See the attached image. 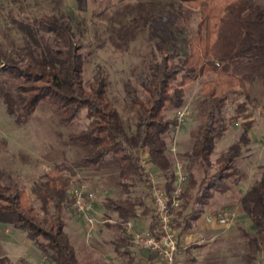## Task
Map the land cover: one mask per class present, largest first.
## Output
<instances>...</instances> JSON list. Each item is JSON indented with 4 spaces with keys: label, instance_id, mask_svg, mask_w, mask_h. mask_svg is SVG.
I'll return each mask as SVG.
<instances>
[{
    "label": "trees",
    "instance_id": "trees-1",
    "mask_svg": "<svg viewBox=\"0 0 264 264\" xmlns=\"http://www.w3.org/2000/svg\"><path fill=\"white\" fill-rule=\"evenodd\" d=\"M170 1H177L180 6L177 10L168 7L170 10L158 18L163 27L167 24L173 28L168 32L180 35L188 31H183L180 26L175 28L177 19L183 20L181 10L184 7L199 9L200 23L196 31L183 40L188 48L185 55L174 51L176 45L171 37L166 40V45L155 44L150 48L147 66L137 74L142 94L131 81L123 83L125 103L136 114L134 133L127 131L122 115L108 97L110 83L107 77L98 71L86 86L81 32L74 25L73 14L60 12L57 8L39 17L15 22L23 33L22 45L14 50L0 46V77L3 78L0 99L8 117L19 125L30 121L42 101H48L60 113L63 125H71L86 112L90 120L88 127L72 136L76 142L94 147L86 157V163L99 167L110 160L119 168V177L127 186L132 188L137 180L144 181L152 196L154 182L142 154L146 153L149 163L163 173L165 184L162 186L170 192L174 173L167 136L174 132L176 122L167 119L165 112L169 108L177 111L184 106L187 86L200 78L215 76L202 86L200 107L204 121L183 160L189 183L177 217H182L191 205L190 199L195 192L192 211L188 215L194 220L209 204L214 192H224L229 180L235 184L237 159L251 144L248 136L251 124L248 123L244 125L240 141L216 160L218 170L211 174L216 142L227 132L221 123L227 93L240 88L250 98L244 78L236 71L239 58L258 47V44L250 45L254 44L250 14L259 4L257 0ZM257 23L264 25L263 12ZM263 38L260 36L261 41ZM248 39L253 43L247 42ZM262 63L264 66V58ZM262 114L264 116V108ZM198 171L203 173L201 179ZM67 172L71 176L77 175L68 166L56 165L46 180L35 182L28 192L16 183L4 185L0 168V214L4 221L26 233L27 238L56 264H79L72 239L65 232L66 210L72 207L69 198L72 178ZM34 200L40 203L45 217L40 216ZM102 205L109 213L118 215L116 228L123 232V226L137 217L139 201L128 193L126 199L107 197ZM240 205L264 245V174L241 197ZM50 206L53 213H50ZM153 212L150 230L155 233L159 222L154 209ZM1 264L9 263L2 261Z\"/></svg>",
    "mask_w": 264,
    "mask_h": 264
},
{
    "label": "rangeland",
    "instance_id": "rangeland-1",
    "mask_svg": "<svg viewBox=\"0 0 264 264\" xmlns=\"http://www.w3.org/2000/svg\"><path fill=\"white\" fill-rule=\"evenodd\" d=\"M60 1L0 0V46L14 50L22 45L23 33L15 22H24L25 18L31 16L39 17L53 8L63 13L73 14L74 25L81 32L84 42L86 86H89L98 71L107 77L110 83L108 97L122 115L127 131L134 133L137 123L136 114L125 103L123 83L131 81L142 94L137 74L147 66L150 48L155 44L166 45V40L170 37L176 45L174 51L185 55L188 48L183 40L196 31L201 18L200 10L182 8L183 20L177 19L175 28L180 26L183 31H188L184 34L181 32L179 35L168 32L167 30H173V28L167 24L163 27L158 20L162 13L166 14L168 10L176 9L172 6L174 2L170 0L167 2H161V0H62V3H59ZM161 3H165V6H161ZM257 3L259 7L250 14L253 33L251 39H254V44L250 45L258 44V47L254 48L251 54L248 53L239 58L236 71V74L244 78L250 98H247L240 88L227 93L221 122L227 128V132L221 140L216 142L212 157L213 168L210 170L211 174L217 172L216 160L240 141L244 125L250 123L248 136L251 144L243 149L234 169L237 179L231 190L234 201L239 199L240 191L237 186L248 191L264 174V116L262 114L264 38L260 40V36L264 37V25L257 23L259 14L264 13V0H257ZM170 6L172 8L169 9ZM181 20L185 21V24ZM251 39L247 42L253 43ZM215 78V76L203 77L185 88L184 106L189 108V116L180 132H173L167 136L169 149L177 145L178 159H186V153L193 146L194 136L204 121L201 109L202 86ZM1 80H3L2 77H0ZM175 113L176 110L169 108L165 116L167 119H175ZM89 123L87 113L83 112L81 117L71 125H63L60 122V113L48 101H42L30 121L19 125L8 117L0 99V168L3 172V183L6 186L16 183L30 192L33 184L46 180L48 173L56 165L68 166L77 173L76 176H71L70 172L66 173L72 178L69 198L72 188L89 184L98 192L93 215L102 219H96V224L108 222L110 225L117 226L119 220L112 218L111 215H101L96 212L107 197L126 199L129 193L132 198L144 200L148 206L152 202V196L149 195L144 181L137 180L132 188L127 186L128 184L119 177V168L110 160L99 167L86 163V157L94 147L76 142L72 136L85 130ZM170 157L173 163L176 158L172 154ZM197 173L201 179L203 173L201 171ZM153 178L157 186L163 185L160 177ZM232 182L227 181L228 184ZM110 188L113 191L106 193ZM194 198L195 192L190 199L191 205ZM34 205L40 216L45 217L40 210V203L34 200ZM53 211V207L50 206V213ZM73 212L75 213L72 207L71 210H66V220ZM8 237L13 239L10 244L7 241ZM29 241L31 240L27 238L26 233L4 221V217L0 214V264L2 261L9 264L25 262L39 264L40 260L36 257L39 248L32 243L29 244Z\"/></svg>",
    "mask_w": 264,
    "mask_h": 264
},
{
    "label": "crops",
    "instance_id": "crops-1",
    "mask_svg": "<svg viewBox=\"0 0 264 264\" xmlns=\"http://www.w3.org/2000/svg\"><path fill=\"white\" fill-rule=\"evenodd\" d=\"M165 1L169 0H161ZM173 2L172 6L177 10L180 4L177 1ZM160 5L165 6V3ZM142 159L152 175L153 182L154 176L160 177L164 185L163 173L149 163L146 153L142 154ZM232 185L234 184H228L224 192H214L213 198L201 209L197 219L191 220L188 216L192 211V205L188 206L182 217H177L176 232L180 253L176 264H264L263 242L253 230L250 218L240 205V199L247 191L237 186L240 191L239 199L234 201ZM111 191L112 188L106 193ZM133 199L138 200L139 205L137 217L132 222L138 230H150L154 215L153 201L148 207L144 200ZM96 210L101 215H111L112 218L119 220L118 215L109 213L102 203ZM73 213L69 214L66 220L65 232L72 239L79 264H158V258L149 251H130L124 233L116 226L108 222L101 224L100 221L99 225L96 224V219L102 217H95L94 213L88 216ZM224 213L231 219L228 224H220L218 221L217 217ZM11 237L7 238L8 244L13 242ZM28 243L34 244L32 241ZM38 250L36 257L40 260L39 264H56L48 255Z\"/></svg>",
    "mask_w": 264,
    "mask_h": 264
},
{
    "label": "built area",
    "instance_id": "built-area-1",
    "mask_svg": "<svg viewBox=\"0 0 264 264\" xmlns=\"http://www.w3.org/2000/svg\"><path fill=\"white\" fill-rule=\"evenodd\" d=\"M189 113L190 110L187 106L176 111L174 133L180 132ZM169 152L176 158L173 162L174 180L172 190L167 192L163 186H157L154 182L152 191L154 211L159 222L156 232L138 230L132 221L123 226L128 249L130 251H149L158 258V264H176L180 253L176 220L177 214L182 209L184 203L183 195L189 183V173L186 164L183 160L177 158L179 153L177 145L172 146ZM70 194L72 209L76 214L88 216L94 212L98 192L90 187L89 184H82L72 188ZM217 218L220 224H228L231 221L228 214L225 213L220 214ZM23 264L28 263L25 262Z\"/></svg>",
    "mask_w": 264,
    "mask_h": 264
}]
</instances>
